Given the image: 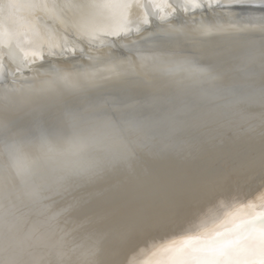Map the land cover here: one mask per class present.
Returning <instances> with one entry per match:
<instances>
[{
	"label": "snow or ice",
	"instance_id": "obj_1",
	"mask_svg": "<svg viewBox=\"0 0 264 264\" xmlns=\"http://www.w3.org/2000/svg\"><path fill=\"white\" fill-rule=\"evenodd\" d=\"M189 6L203 8L197 0L184 5ZM218 6V0L209 5ZM143 23L148 27L138 32L148 35L141 34L139 39L151 45L147 51L153 55L116 62L105 54L97 61L77 38L73 43L77 51L54 53L55 59H45L30 69L33 83H21L0 95V140L11 162L4 176V198L9 205L5 225L15 208L11 198L19 180L27 190L17 200L37 205L36 215L46 217L50 224L57 223V217L74 216L70 226L65 221L62 231L86 244L75 258H65L61 251L58 258L48 261L23 260L11 253L12 240L6 232L0 264H120L118 259L98 258V253L110 255L105 237L111 235L123 243L138 227L164 225L173 201H167L154 216L137 214L102 231L97 225L106 217L95 214L91 206H99L108 193L80 195V190L112 172L136 175L146 156H182L206 148L225 131L250 148L247 142L254 141L257 129L248 113L257 108L259 195L206 234L173 241L165 249L169 258L156 264H264V26L257 63L248 51L255 43L253 37L241 38V43L226 49L191 47L187 21L167 27ZM194 31L207 36L224 29L201 23ZM97 63H104L105 69L96 68ZM225 65L227 70L222 71ZM173 183V177L158 176L151 187ZM206 187L197 180L189 185L192 192ZM45 192L67 197L62 206L57 205L58 212L39 206Z\"/></svg>",
	"mask_w": 264,
	"mask_h": 264
},
{
	"label": "bare ground",
	"instance_id": "obj_2",
	"mask_svg": "<svg viewBox=\"0 0 264 264\" xmlns=\"http://www.w3.org/2000/svg\"><path fill=\"white\" fill-rule=\"evenodd\" d=\"M9 1H11L9 2L10 5L14 4L12 0ZM51 1L27 0L28 4L32 2L34 6L38 7L37 9L38 14L41 15L43 14L45 18L43 19L44 21L46 20V17H48V15L52 14V12L55 14L60 12L61 14L62 10H65L61 8V6H59V4H61L62 2L56 3L54 2V0L53 2ZM112 1H114L115 3V4L113 3V5L117 7L116 10L118 9L119 15L126 14L127 16V13L130 14L135 12L140 14L143 13L141 8H142V2L145 0L143 1L141 0L142 1L141 4L140 2H138V0H112ZM181 1L182 3H180L179 0L176 1L171 0V2L170 3L168 2L167 5L164 4L165 2L164 3L161 2V4L163 3L165 6H167L166 8L163 5H161V9L162 7L164 9L166 8V10L169 9L168 11L171 15L170 16L167 14V12H165L166 17L164 18L167 17L169 18V16L170 18L168 20H164L163 23H161L162 22L161 21L160 22L161 25L167 27V25L171 23L175 26H179L181 23L187 21V29L189 32L192 33L193 42L200 41L199 38H201V39L209 40L208 41L209 44L211 41H215L217 43L214 44H218L221 39H224L228 35H232L234 33L236 34L238 32L236 31L238 28H236L235 26L233 28L230 27L233 25L219 21L222 20L223 17L228 15L229 8L225 7V5L228 4L233 5L235 3H242V2H256L262 0H222V1L220 0L221 3L219 4L218 7L210 8L209 6L208 7L206 6L207 4L203 6L209 9V10L205 9L207 13L203 11L204 12L203 14L199 13L200 12L199 9L194 10L190 6L187 9L184 7L185 4H190V0H186V1L181 0ZM39 2L40 4H38ZM99 2H101V0ZM197 2L201 4L202 0L201 1L197 0ZM206 2L207 1L205 0V3ZM105 3L107 4V2H104V4ZM31 6L34 7L33 5ZM5 7L8 8V6L6 5ZM77 7L78 6H76V8ZM105 8L106 7H104V11ZM192 9L194 10L193 13L189 12L192 11ZM77 10L78 8L75 11ZM32 11H35L36 13V10H32ZM32 11H29V14H31ZM162 11H159V14L160 12L162 13ZM179 11L180 13H178ZM24 12L25 11H23V13ZM44 13H46V15L48 13L49 14L45 17ZM73 13L74 12H72L71 14ZM111 13H114V11H112ZM155 13L154 15H156ZM151 14L152 16H147L149 18L154 17L152 18V20H150V23L152 22L151 24L160 25L159 21L161 19L156 18L152 12ZM159 14L157 13V16H159ZM61 15L58 16L61 17ZM119 15L118 18H120ZM220 15L221 18H219ZM33 16H37V14H34ZM71 17L72 16H70L69 18ZM79 17L77 16V18ZM141 17H143V19L148 20L146 16H145L146 18H144V14ZM41 18L43 17L41 16ZM137 18L138 17H136V20ZM143 19L140 21L138 20L139 22L137 23V26L138 25L143 26L142 24H140L142 23ZM73 20H75V18H73ZM199 22H202L204 24L208 22L207 24L220 25L224 29V31L212 32L209 33L207 36H201L196 31H194L197 29L198 25L201 24ZM47 23L45 24L47 25ZM129 23L130 22L128 21V26ZM143 28L144 27H142L141 29ZM102 30H104V28H102ZM241 30L244 32L253 31L251 29H245V28H241ZM137 31L138 30H136V32ZM0 33H2V31H0ZM125 33L126 32H124V34ZM2 35L3 36H1L0 34L1 36L0 49L6 54L8 59L13 58L11 53L16 55H21L18 54L19 52L17 51V49L16 51L18 53L12 52L14 50H12L11 52L9 51L8 47H6L8 43L7 41H5L6 39L8 40L9 37L7 38L5 34ZM4 35L6 38H4ZM140 35L138 34V36L136 37L131 35L132 38L127 41L128 39L127 37L126 42L123 39L126 45L125 43L124 45L118 44L119 47L123 46L120 49H115V48L110 49L109 47H105L104 49H101V51H98L100 50L98 48L96 50L97 51L96 53V51L92 52V48H91V53H95V55L91 54V56L93 55L94 57H96L97 61H99L103 59V56L105 54H108L113 57L114 61L119 62V61L132 60V59L139 60L143 57H149L153 55L154 53L151 54V52L147 50H142L138 47L133 48L134 44L138 45V42L140 41L139 39ZM143 35L146 36L148 35V33H143ZM2 37L5 40H1ZM117 39L120 40L119 37H117ZM3 41L6 43H4ZM123 41L121 40V42ZM117 43L119 42H116L115 44ZM106 45H110V44L106 42ZM33 50L34 49H32V51ZM136 50L141 52L143 51L145 55L136 56L134 54L136 53ZM28 51L30 54V50ZM122 51H123V55H121ZM29 54H27V56L32 55ZM47 54L51 56L50 53ZM53 54L52 56L55 59ZM39 55L43 57L42 54ZM31 57H30V61L32 59ZM41 57H38L40 61L42 60ZM36 59L34 58L33 62L34 61L40 62ZM30 61L28 60V63L22 64L23 68L22 67L19 68L21 64L19 65L17 64V66H19L16 68L17 70L10 69L11 66L7 65L9 70L7 71V73L6 72L5 73L7 74V79L9 80V82L5 81L6 80L5 78H4L5 80L4 79L0 80V95H2L6 89L19 87L21 83H26L25 81L27 80H30L33 83L34 73L30 71V69L35 68L40 64L38 63L33 64V62L31 61L32 63H30ZM96 68L100 70L105 69V64L97 63ZM15 73L16 74L18 73V75L15 76L16 75ZM13 80L16 81V84H13ZM249 122L253 127L257 129V135L254 141L247 142V144H251L250 148L241 145L240 142L234 138V134L230 135L227 131H225V133L221 136H218L215 141L210 142L206 148L197 149L191 153H186L182 156H177V157L176 156H163V157L146 156L140 161L136 175L130 176L127 174L124 175V177L122 178H116L115 176L106 177L105 175L101 177V180L98 182V184L94 186H85L83 189H81L79 192L80 195H83L85 192L88 191L106 190V192L108 193L107 198H101V203L99 206H97L96 204H93L91 206L95 214L106 217V219H104L103 221H101L99 225H97V227H99L102 231H107L110 226H113L118 222L128 220L136 216L137 214H142L145 216H154L162 210V208L165 206V203L167 201L169 200L173 201V206L171 208L170 214L168 215L167 222L164 225L138 227L135 231H133L130 234L128 240L123 243H121L117 238L111 235H107L105 237V241L111 245L110 255L108 257H104L102 253H98V258L118 259L120 261V264H156V262L165 261L169 258V255L166 253L165 249L173 241H178L190 236H199L206 234L216 224L221 222L227 215L236 213L240 205L247 204L249 200H255V198L259 195L261 189V182H260L261 160H260L259 136H258L260 116L257 115L256 117L252 116ZM0 157L6 158L5 160L9 161L6 151V146L4 142H2V140L0 141ZM9 162H7L8 164L5 162L6 165H9ZM172 162H174V164ZM2 164H0V171H1V167H3ZM24 164H25L24 161L20 162L21 167H23ZM150 171L154 173H150ZM158 176L173 177L175 179V183L167 186H162L160 188L151 187L152 179ZM129 179H131L130 181L134 180V182H129ZM193 180L203 181L207 184V187L204 188L203 190L192 192L189 189V185L192 183ZM15 184L16 185L20 184V181L19 180L15 181ZM21 186H22L21 188L17 187L13 189V197L11 199L15 204V208L13 209L12 215L8 217V224L5 225L3 217H4L5 207L9 205H8V201L5 200L4 198V178L0 184V258H3V256L5 255L4 239L6 232L11 237L12 240L11 253L14 256H16V258L19 259H23V260L35 259V260L48 261L50 259L58 258V254L61 251L64 253L65 258H68L70 255H72L73 258H75V256H79L80 253L83 252L86 247L85 242H82L79 239H73L71 235L65 236L64 232L62 231V229H65L66 227L65 221L67 220V225L70 226L75 217L74 216L68 218L57 217V223L50 224L47 221L46 217L44 216L38 217L36 215L35 210L38 207L37 205H33L27 199L17 200L15 198L17 195L20 194L21 191L27 190L26 187H24L23 185ZM113 187H116L115 190L112 189ZM146 187H151V190H145ZM66 198L67 197H65L64 194L58 195L54 192H45L41 196V203L39 206H48L58 212L59 207H57V205L62 206Z\"/></svg>",
	"mask_w": 264,
	"mask_h": 264
},
{
	"label": "rangeland",
	"instance_id": "obj_3",
	"mask_svg": "<svg viewBox=\"0 0 264 264\" xmlns=\"http://www.w3.org/2000/svg\"><path fill=\"white\" fill-rule=\"evenodd\" d=\"M12 1L14 2V4H13L14 5V8H13V5H10V3H9L11 1H9V0H0V25H1L0 26L1 27L0 28V31H2V33H0V34H1V36H3L2 34H5L7 38L9 37L8 40L7 39L6 40L3 39V37H2L1 40L7 41L8 44H7L6 47H8V49H9L10 52L12 50H14L12 52H16V53L19 52L18 54H21V55H16V54L11 53V55L13 56V58L12 59H8V57L6 56V54L0 49V75H1L0 76V80H3L5 78L6 80L5 79L4 80L5 81H8V82H9V80L7 79V74H6L7 71L9 70L8 69V66H11L10 69H16L17 67H19V66H17V64L18 65L21 64V66L19 68H21V67L23 68L22 64L28 63V60L30 61V57L31 56H32L31 57L32 58L31 59L32 62H33L34 58L35 59L37 58L36 60L40 61V59L38 57H41V56L39 54H42V56H43V57H41L42 60L40 62L34 61L33 64H36V63L41 64L44 58L45 59L46 58L47 59H52L53 58V56H52L53 53L58 54L61 51H67V52L71 53V52L74 51L73 43L77 41V38H79V40L85 42V47L86 48H89V46H90V48L87 49V50H90V51H88V52H90V55L91 54L95 55V53H91V48H92V52L93 51L95 52L98 48L100 49L98 51H101V49H104L105 47H109L110 49H113V48L120 49L121 46L119 47L118 44L124 45V43L126 42V38L127 37H128V39H127V41H128L129 39L132 38V36H135L136 37V36H138V34L139 35L140 34H143V33H140L138 31H137L138 32L137 33L136 32V30H138L137 28H140V27L141 28L142 27H144V28L145 27H148V25H145L143 23L145 20H147V19H143V17H141L143 14H144V18H146L147 16H152L151 12L154 15L155 12H157L159 14V11H162L163 10L162 13L160 12L159 16H157V13H155L156 15H154V16L156 18H158V19H161L162 17L164 18V17H166L165 16L166 15L165 12H167V14L170 15V13L168 11L169 9L166 10L167 6H165V5H167L168 2L169 3L171 2V0H168V1L167 0H145V1L142 0L143 2L141 0H138V2H140V4L142 2V8L141 9H142V12L143 13H141V14L140 13H136V12L135 13H131V14L130 13H127V16H126V14L119 15L118 9L116 10L117 7L115 5H113L114 1H112V0L111 1L110 0H104V2H107V4L106 3L104 4L103 0H101V2H99L100 0H87V1L86 0H77V1L76 0H60V1L59 0H54V2H56V3L57 2H62L61 4H59V6H61V8L65 9V10H62L61 9L62 10V13H61L62 15L60 14V12H58L59 14L58 13L55 14V13L52 12V14H50V15H48L49 14L48 13L47 14L48 17H46L47 15H46V13H44V15L46 17V20L44 21L43 19H45V18L43 16V14L42 15L41 14H38V10H37L38 7L37 6H34V4L32 2H31L32 4L31 3L28 4L29 1L27 2V0H24V1L23 0H20V1H18V0L17 1L16 0H12ZM109 1L111 2V5H110V2ZM147 1H149V2H147ZM150 1H152V2H150ZM184 1H186V0H184ZM206 1L207 2L205 3V0H202L203 3L201 2V4L203 6H205L207 4L206 6L208 7L209 5H212V4H216L217 3V0H206ZM219 1L220 0H218V4H220L222 0L220 2ZM51 2H53V0ZM72 2H74V3H72ZM161 2H163V3L165 2L164 3L165 5L163 3L161 4ZM179 2L182 3L181 0H179ZM38 4H40V2ZM5 5L8 6V8L5 7ZM29 5H30V7H29ZM31 5H33L34 7H32ZM36 5H37V3H36ZM100 5H101V7H100ZM161 5H163L166 8L164 9L162 7V9H161ZM228 5L231 6L230 4H228ZM228 5H225V7H228ZM20 6H22V7H20ZM76 6H78L77 7L78 8L77 11H75L77 9ZM103 6L106 7L105 8V11H104V7ZM207 7H203V9H199V11H200L199 13L203 14L204 13L203 11H205V9L206 10L208 9ZM225 7H223V8H225ZM210 8H212V7H210ZM21 9H22V11H21ZM155 9L156 10L160 9V10L156 11ZM32 10H36V13H35V11H32ZM23 11H25V12L23 13ZM29 11H32V13L29 14ZM97 11H98V13H97ZM112 11H114V13H111ZM115 11H116V13H115ZM177 11H178V9H177ZM193 11L194 10L192 9V11H189V12L193 13ZM72 12H74V13L71 14ZM178 13H180V11ZM205 13H207V12L205 11ZM34 14H37V16H33ZM114 14H115V16H114ZM145 14H147V15H145ZM39 15H40V17H39ZM58 15L59 16L61 15V17H59ZM69 15L72 16V17L69 18L70 17ZM118 15L120 16V18H118ZM41 16L43 18H41ZM62 16H64V17H62ZM77 16L78 17L80 16V17L77 18ZM170 16H169V18H170ZM34 17H36V18H34ZM116 17L118 18V21H117V18ZM136 17H138L137 20H136ZM51 18H52V21H51ZM63 18H65V19H63ZM73 18H75V20H73ZM141 18L143 19V21L140 24H142L143 26H139V25L137 26V23L140 20H142ZM147 18H148L147 21L150 22V20H152V18H154V17H150L151 19L149 17H147ZM169 18L167 17V18L161 19L159 21V23L161 21H162L161 23H163L164 20H168ZM53 19H54V21H53ZM132 19L134 20V22H133ZM47 20H49V21H47ZM123 20L124 21L125 20L126 21L128 20L130 22L129 23V26H128V21L127 22L126 21L124 22ZM43 21H44V23H43ZM15 23H17V24H15ZM45 23H47V25ZM125 23H126L127 26L125 25ZM161 23H160V25H161ZM207 23L208 22H206V24ZM102 28H104V30H102ZM106 31H108V32H106ZM124 32H126V33L124 34ZM134 32H135V35H134ZM5 35H4V38H6ZM1 36H0V38H1ZM115 36L119 37L120 40L117 39V37H115ZM123 39L125 40V42L123 41ZM121 40L123 42H121ZM89 41L91 42L90 44L87 43ZM114 41H115V43L116 42H119V43L115 44ZM9 42H11V43H9ZM104 42H105V44H104ZM106 42H108V44H110V45H106ZM4 43H6V42H4ZM127 44H128V42H127ZM125 45H126V43H125ZM135 45L136 44L133 45V48L136 47ZM21 48H23V49H21ZM94 48H95V50H94ZM16 49H17L18 52L16 51ZM32 49H34V50L32 51ZM28 50H30V54H29V51ZM77 50H78V48L75 49V51H77ZM48 51H50V52H48ZM47 53H50L51 56H52V58ZM96 53H97V51H96ZM27 54H29V55L32 54V55L31 56H27ZM134 54L136 56H144L145 55L143 51L141 52V51H138V50H136V53H134ZM151 54H153V53L151 52ZM21 56H23V57H21ZM10 61H12L13 63L10 62ZM31 61H30V63H32ZM5 66H6V68H5ZM27 70H25V71H27ZM102 70H104V69H102ZM17 72H19V71H17ZM17 75H18V73L15 76H17ZM2 76H3V78H2ZM25 82L28 83V84L32 83V81H30V80H27ZM5 159L6 158H3V157L1 158L0 157V164L3 163L2 164L3 167H1V171H0V176L3 177V178L6 175V173L8 172V170H9V165H6V163L9 162V161H7ZM10 163L11 162H9V164ZM4 169L7 172H4Z\"/></svg>",
	"mask_w": 264,
	"mask_h": 264
},
{
	"label": "water",
	"instance_id": "obj_4",
	"mask_svg": "<svg viewBox=\"0 0 264 264\" xmlns=\"http://www.w3.org/2000/svg\"><path fill=\"white\" fill-rule=\"evenodd\" d=\"M228 8H229L228 15L223 17L222 20H219V21L223 23L231 24L235 26L236 28L240 29V31H238L236 34L234 33L232 35H228L224 39H221L218 44H214V43H217L215 41H211L209 44L208 42L209 40L199 38L200 41L193 42L189 46L191 47H217V48L226 49V48L235 47L237 44L241 43L242 42L241 38L253 37L255 39V43L248 49V51H251L252 54L256 56L257 63H258L259 51H260L259 35L261 33L262 26H264V0L256 1V2L235 3L231 6H228ZM219 18H221V15L219 16ZM199 23H202V22H199ZM241 28L251 29L253 31L244 32L241 30ZM135 46L136 48L138 47L142 50H147L149 47H151L150 44H145L142 40H140L138 42V45H135ZM227 67L228 66L226 65L221 66V70L225 71L227 70ZM256 115L260 116V111L258 108L257 110L248 113L249 120H251L252 116L256 117ZM172 163L174 164V162ZM4 172H7V171L4 169ZM150 173H154V172L150 171ZM124 175H127V173L112 172L106 175V177L115 176L116 178H122L124 177ZM131 179H129V182H134V180L130 181ZM2 180H3V177L0 176V183L2 182ZM17 187L21 188L22 186L18 184L16 185V188ZM115 188L116 187H113L112 189L115 190Z\"/></svg>",
	"mask_w": 264,
	"mask_h": 264
}]
</instances>
